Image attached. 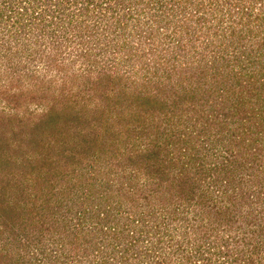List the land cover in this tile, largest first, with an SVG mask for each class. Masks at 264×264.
I'll use <instances>...</instances> for the list:
<instances>
[{
	"label": "rangeland",
	"instance_id": "1",
	"mask_svg": "<svg viewBox=\"0 0 264 264\" xmlns=\"http://www.w3.org/2000/svg\"><path fill=\"white\" fill-rule=\"evenodd\" d=\"M197 1L0 0L1 206L22 196L33 207L35 192L43 194L36 204L48 196L59 203L57 196L65 195L60 200L69 212L81 215L88 233L82 238L92 233L97 238L95 250L86 251L84 244L76 246L79 234L66 236L71 230L61 224L54 226L63 236L50 238L44 229L48 219L38 212L45 218L40 240L29 233L30 223L12 232L0 227V264H264V132L248 119L245 104L240 108L245 121L221 115L226 123L209 138L198 137L195 123L202 111L213 117L222 104L235 110L232 99L222 102L227 92L217 89L211 73L217 65L228 69L217 54L227 55L226 44L242 32L234 27L236 17L228 16L239 0ZM263 4L253 2L260 18ZM252 26L250 38L242 37L239 45L245 54L259 46L264 52V18ZM143 93L167 102L160 117H169L139 119L143 103L133 101ZM115 116L119 137L107 142L102 135ZM61 129L80 131L85 142L65 140ZM129 133L138 138L126 147ZM106 144L119 152L101 150ZM70 150L80 160L71 177L76 164L67 158ZM148 151L140 159L137 152ZM167 152L170 160L161 157ZM175 158L176 167L160 178L157 167ZM198 159L210 167L224 165L226 183L207 189L208 177L195 184L178 176L182 167L199 178ZM45 175L52 177L41 187ZM149 192L153 196L144 199ZM185 198L193 202L183 210L175 207L173 201ZM98 213L108 217L110 227L103 231ZM66 225L71 228L69 221Z\"/></svg>",
	"mask_w": 264,
	"mask_h": 264
},
{
	"label": "trees",
	"instance_id": "2",
	"mask_svg": "<svg viewBox=\"0 0 264 264\" xmlns=\"http://www.w3.org/2000/svg\"><path fill=\"white\" fill-rule=\"evenodd\" d=\"M202 1L203 0H199L197 2H198V4H200ZM255 1H262V0H239L236 4L233 5V8H231L232 11H230L228 13V16L230 18L236 17L237 25L234 27L237 28L238 26H240V29L242 32L237 34V33H235V29L233 28L230 33L232 36L234 34H237V37H238V38H236L237 43L235 40H230V42H228L226 44V47L224 48V50L227 52V55L223 56L220 53L217 54L219 57H221L220 59H217V60H222V61L225 60L228 62L227 63L228 69H225L223 66L217 65L216 71L211 73V78L215 80V82L217 84V89H220L222 86L223 88L221 89V91L226 90V92H227L226 97H225V95H222L223 99L221 97H220V99H222V102L227 100V99H232V105L235 107V110L231 111V109L227 105L222 104L220 111L216 112L213 115V117L210 116L208 113L204 114V112L202 111L201 114L197 115V122H195V123H197V135H198V137L209 138L212 132L214 133L216 130L219 131L220 128L224 125V123H226L225 120L221 119V115H222V117L227 118L229 116V114L231 113L232 116H235V118H233L234 121H236V122L237 121H240V122L245 121L246 120L245 119L246 114L243 113L242 110H240V108L242 106H244V104L247 105V109H248L246 113L251 111L250 113H248V115H249L248 119H253L252 124H257L259 126V129H261L264 132V64H262L259 61V58L261 57L260 54L262 56H264V52L259 53V51L261 49V47L259 46L257 48V50L254 51L255 54L253 53L252 50H251V52H248V54H245L241 50L242 46H239L242 43V39H243L242 37H246L247 35L252 34V32H253L252 23H257L259 20H262L264 18L263 16H262V18H260L261 12H255L253 10V8L255 7L253 5V2H255ZM222 3L224 5H226L228 3V0H222ZM263 7H264V4H263ZM263 7H262V5H260L259 7H256V8L261 9ZM248 8H251V9L248 10ZM204 18H205V14L204 15L202 14L201 18L198 20L201 21V19L203 20ZM243 29L245 31L244 33H243ZM247 37H249V36H247ZM263 37H264V35H263ZM262 41L263 40L261 39V43H262ZM229 48H232V50H229ZM221 50H223V49L221 48ZM252 55L254 57L253 60L250 58ZM255 60H258V62H255ZM249 65H251V66H249ZM255 65H257L258 68L252 67ZM134 98H136V100H134L133 102L138 103V105H141V102H142L143 103L142 111H143V109H146V111H147L144 115L142 114V111H141V113L138 114L139 119L142 117L143 120L144 119L149 120V119L153 118L155 114L157 116V120H165L169 117V115L168 116L166 115L165 116L166 118L160 117V111L167 105V102L160 99V97L157 98L156 96H151L149 94L143 93V94H136ZM251 102L254 103V106L252 105ZM156 106H160V107L156 108ZM223 106L226 107V110L223 109ZM211 111L214 112L215 110L211 109ZM202 115L206 116L203 121H202V119H200V118H202ZM173 116H174V114H173ZM51 118H52V116H51ZM51 118H50V116H48L49 120ZM114 120H116V116L114 119H112L111 122H108L106 124L105 133L102 135L103 138L105 140H107V142H108V139L109 140L113 139V141H115V139H118V137H119V132L115 128V125H118V123H114ZM192 120H193V118H188L187 122L192 123ZM117 122H118V120H117ZM198 123H200V124H198ZM64 124H65L66 129L67 128L71 129V126H70L71 124L70 125H66L67 123H64ZM212 124H215V125H212ZM133 128H136V126H134ZM211 129H212V131H211ZM61 130H62L61 135L63 137L65 135L68 136V138H66L65 140L68 141L69 139L73 140L75 138H79L80 142H82V143L85 142V138H81V132L80 131H78L76 133H71V132L66 131L65 129H61ZM79 130H81V129H79ZM89 131L93 132V130H89ZM110 133H112L113 136L106 137ZM71 134H74L75 136L71 135ZM93 134L96 137L95 131ZM137 138H138L137 134H135V135H133L132 133L127 134L124 138V145L126 147H128L130 140H133V139L136 140ZM76 141H77V139H76ZM62 145H64V142L63 143L61 142V146ZM92 145L96 146L97 141H94L92 143ZM106 145H107V147L103 146V148L101 150L104 151L105 149L106 150L111 149L110 144H106ZM36 146L38 147L39 144H37ZM129 147H131V146H129ZM62 149H63V147H62ZM111 150H112V153H114V154L119 152V150L117 151V149H114V148ZM149 152L150 151H148L147 153H145V152H140V153L137 152V153L140 154V159H145L144 157L146 155H147V157L149 156ZM56 153H61V152L59 150H57ZM74 153H75L74 150H70L69 154H67V158L71 159V161L75 162V164H76V165H74V167L72 169V173H71L70 177L73 175V170L75 171L74 168L76 166L78 168L79 164H80V160H79V162H78V159L74 160V157H73ZM47 155H49L48 152H47ZM154 156L158 157L157 154H154ZM167 156H171V152H167L164 155H162L161 157L164 158V160L165 159L170 160L171 158H169ZM117 157L118 156L116 155L114 158H117ZM176 164H177V158H175V160H173V162H171L169 166H168V164H166V162L165 163L161 162L159 167H157V169L162 170L161 172H159L160 176H161L160 178L163 179L164 177L168 176V175L165 176V174L167 172H163V170L168 171V169L170 170L169 167L173 166V168H174V167H176ZM96 165H98V164H96ZM189 165L187 164L186 167ZM197 166H198L197 172L199 173V178L196 179L193 176H190L191 177L190 178L189 173L186 174V171L182 167H180L179 170H177L178 176L183 177V178L187 177V178H189V180H191L193 178L196 182L195 184H197V183L198 184H201V183L204 184L206 177H208L211 181V184L209 183V186L206 187L207 189L209 187L211 188L212 185L218 184L219 182L221 184L222 183L221 181H223V183H226L225 179L223 178V176H224L223 170L225 168L224 165L217 164L216 166L210 167L204 162V160L198 159L197 160ZM93 167L94 166H92L91 168H93ZM256 167H258V171L261 169V167H259L258 165ZM201 169L204 170V172L200 173ZM56 171L58 172V170H56ZM217 171H219V174H216V176H214V173ZM91 172H92V170H90V173ZM197 172H196V174H197ZM38 177L39 176L34 178L35 183H37ZM51 177L52 176H49V175L46 176L45 175L40 180L41 187L43 185H47L46 182ZM110 181L111 180L108 179L107 183ZM172 185H173V183H172ZM110 186L111 185H109V187ZM121 186H122L121 184L118 186V188H117L118 191L116 193H119V194L123 193L122 192L123 186L122 187ZM20 187L21 186H19V188ZM68 187L69 188L72 187L71 184H70V186L68 184ZM216 189L217 188H215L214 190H216ZM20 192H21V195L22 194L24 195L23 190L20 189ZM153 193L154 192L146 193L143 198L148 199L150 196H153ZM197 193L201 194L200 191H198ZM28 194H30V193H28ZM42 195L43 194L41 192H38V193L35 192V195H34L35 197L33 199V207H28L27 205H29V204H27L26 201L22 202L21 201L22 196H20L18 198L16 197L17 202L21 206L20 210H18V204L16 201H13L11 203L9 202L6 205H2V206L0 203V227L3 226L4 228H6L10 232H12L14 230V228H16V227L24 228L25 226H27V224L30 223V225L33 226V228H31L29 233L32 232L36 236L35 239L40 240L43 237V235H41V233H40L41 228H42V224L46 218V220L48 219L47 221L49 223L44 224V229H45L46 233L47 232L49 234L51 233L49 235L50 238H55L54 234H57L59 237L61 235L63 236V234L60 233L61 230L54 226L56 224L57 225L61 224V225H64L65 228H68L71 230V232L67 233L68 235H66V236H69L72 233L73 234H75V233L79 234V236L81 237L79 240L81 242L75 240V242H77L76 246L77 245L80 246V244L82 243L85 245L84 250H86V251L95 250L94 241L97 238L93 235V233H92L91 237H89V238H87V237L82 238V235L84 236L87 232L84 231V228H82V226H80V224L82 223V220H80L81 215H80V213L79 214L77 213V215L75 214V216H73L72 212H69L72 210L70 208V206L65 205V200H60V199H63L65 197V195L57 196L58 198H60L59 203L56 202L55 199H52V197L48 196V197H45L44 200L42 201L45 204L44 203L36 204L35 198L36 197L40 198ZM49 200H50V202H49ZM1 201L2 200L0 198V202ZM54 201H55V204H54ZM192 202L193 201L191 198H185V200H180L178 202L173 201L175 207H180L182 205V207H180L182 210H183V208L188 207V205H190ZM64 206H66V209L64 208ZM175 207L172 208L173 213H174V211L178 210V208H175ZM95 208L98 209L97 204L95 205ZM33 209L35 210L36 214L38 212H40V213H42L41 215L45 216V218L43 220H40L41 218H38V214L36 215L35 213L32 214L30 212V210H33ZM160 209H162V207ZM52 210H54V211L51 212ZM65 211H68L69 213L67 214ZM155 212H156L155 210H151V209H150V211H148V213H150L151 215L155 214ZM100 213H102V212H100ZM100 213H98V216H97L98 218H99ZM110 214H112V213L110 212L109 215ZM103 215H102V217L99 218L100 219V228H99L100 231L101 230L103 231V229H107L110 227V225L108 224V219H107L108 217L106 215H104V216ZM159 215L164 216V213H159ZM59 217L61 220H59ZM16 218H22V220H20L19 222H16ZM71 219H77V220H73L71 223ZM67 221H69L71 228L68 225H66ZM21 223H24V224H21ZM78 232H81V234ZM90 232H92V231H90ZM70 241H72V240H70ZM87 242H88V245H90V243L92 244L91 248H93V249H91L90 247L87 246ZM72 243H73V241L70 242V244H72ZM63 244L60 243V245L63 247V250H64L65 247ZM82 252H85V251H82ZM61 262L63 264V261H61Z\"/></svg>",
	"mask_w": 264,
	"mask_h": 264
}]
</instances>
